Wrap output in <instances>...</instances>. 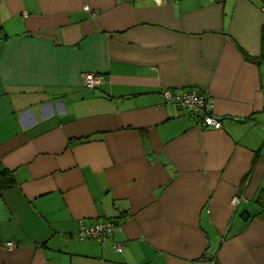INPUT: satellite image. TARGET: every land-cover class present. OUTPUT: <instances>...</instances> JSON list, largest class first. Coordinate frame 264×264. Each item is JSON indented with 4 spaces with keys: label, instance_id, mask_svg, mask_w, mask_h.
I'll return each mask as SVG.
<instances>
[{
    "label": "crops",
    "instance_id": "1",
    "mask_svg": "<svg viewBox=\"0 0 264 264\" xmlns=\"http://www.w3.org/2000/svg\"><path fill=\"white\" fill-rule=\"evenodd\" d=\"M263 36L264 0H0V264H264Z\"/></svg>",
    "mask_w": 264,
    "mask_h": 264
},
{
    "label": "built area",
    "instance_id": "2",
    "mask_svg": "<svg viewBox=\"0 0 264 264\" xmlns=\"http://www.w3.org/2000/svg\"><path fill=\"white\" fill-rule=\"evenodd\" d=\"M156 4H161L163 0H153ZM87 11V8H84ZM104 77L98 74H84L82 77V84L88 90H94L102 85ZM164 105L172 106L187 113L192 118L196 125L200 128H212L219 130L221 122L214 116V99L207 93L198 90H185L179 92H165L163 94ZM238 204V199L234 201L233 205ZM120 226L111 221L97 223L85 228L80 222V230L78 237L80 240L96 241L105 243L112 239L115 232L120 231ZM114 250L121 253L123 245L112 243ZM8 249H15L17 244L9 242L6 244Z\"/></svg>",
    "mask_w": 264,
    "mask_h": 264
},
{
    "label": "trees",
    "instance_id": "3",
    "mask_svg": "<svg viewBox=\"0 0 264 264\" xmlns=\"http://www.w3.org/2000/svg\"><path fill=\"white\" fill-rule=\"evenodd\" d=\"M264 58V36L262 39V56ZM12 175L5 169H0V190L6 189L12 186Z\"/></svg>",
    "mask_w": 264,
    "mask_h": 264
}]
</instances>
